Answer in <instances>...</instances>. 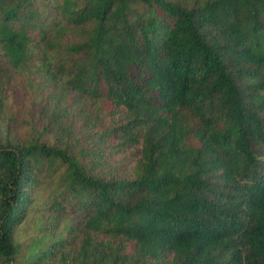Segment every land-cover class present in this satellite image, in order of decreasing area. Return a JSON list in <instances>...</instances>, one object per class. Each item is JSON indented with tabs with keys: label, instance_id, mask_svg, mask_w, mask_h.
Listing matches in <instances>:
<instances>
[{
	"label": "trees",
	"instance_id": "trees-1",
	"mask_svg": "<svg viewBox=\"0 0 264 264\" xmlns=\"http://www.w3.org/2000/svg\"><path fill=\"white\" fill-rule=\"evenodd\" d=\"M0 264H264V0H0Z\"/></svg>",
	"mask_w": 264,
	"mask_h": 264
},
{
	"label": "rangeland",
	"instance_id": "rangeland-1",
	"mask_svg": "<svg viewBox=\"0 0 264 264\" xmlns=\"http://www.w3.org/2000/svg\"><path fill=\"white\" fill-rule=\"evenodd\" d=\"M16 95H17V103H21L23 102L25 96L22 90H17L16 91ZM42 216L41 214H32L31 218L29 219V223H28V229L31 230V232H36L40 225L42 224Z\"/></svg>",
	"mask_w": 264,
	"mask_h": 264
}]
</instances>
